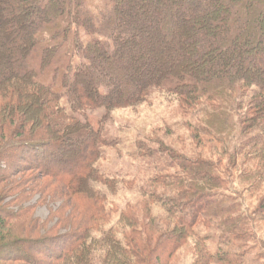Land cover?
I'll list each match as a JSON object with an SVG mask.
<instances>
[{"label": "trees", "instance_id": "trees-1", "mask_svg": "<svg viewBox=\"0 0 264 264\" xmlns=\"http://www.w3.org/2000/svg\"><path fill=\"white\" fill-rule=\"evenodd\" d=\"M4 47L0 184L36 169L94 225L32 250L49 264H168L192 245L190 264H264V0H0ZM153 90L188 115L194 152L170 128L136 141L148 172L121 207L109 194L136 179L100 170L114 141L76 113L133 108ZM13 213L0 205V232ZM19 241H0V261L28 257Z\"/></svg>", "mask_w": 264, "mask_h": 264}, {"label": "rangeland", "instance_id": "rangeland-1", "mask_svg": "<svg viewBox=\"0 0 264 264\" xmlns=\"http://www.w3.org/2000/svg\"><path fill=\"white\" fill-rule=\"evenodd\" d=\"M1 24L6 26L8 22L1 19ZM0 50L5 51V47ZM261 60L263 59H260V62ZM64 104L68 105L67 100ZM76 117L88 120L96 130L102 131L104 138L114 141L112 145L104 147L103 156L97 163L100 170L106 176L117 177L119 180L136 179V184L122 183L118 196L113 197L109 194V198L115 199L121 207H125L128 203L136 204L140 198L138 188L144 183L148 172L146 158L143 160V157L131 156L136 149V141L153 146L150 140L157 136L164 138V132L170 128L173 134L166 135L167 141L170 142L172 138L178 137L176 148L183 145L187 153L194 152V141L190 139L191 132L186 124L188 115L174 96L159 90H153L146 102L133 108H119L108 112L101 107L87 110L86 116L76 113ZM10 135L4 138L8 139ZM65 157L72 158L70 154ZM18 161L26 163L20 158ZM42 175L40 171L33 169L0 184V205L15 212L12 214L14 218H11L0 232V241H12V245L20 244L19 239L29 241L24 244L28 255L26 259L22 260L20 254V259L17 261H0V264H33V260H41L40 264H49L50 256L44 250L31 248L39 246L45 238L53 241V237H63L83 225L94 226L83 215L78 204L63 194L57 180L49 175ZM28 179L31 181L27 182ZM97 187L101 191L104 190L101 185ZM20 204L26 210L16 215ZM110 224L104 225L105 228ZM192 252V245L183 246L168 264H190Z\"/></svg>", "mask_w": 264, "mask_h": 264}]
</instances>
